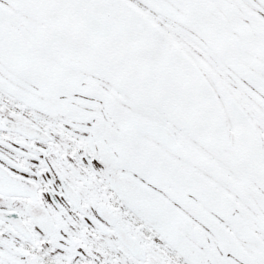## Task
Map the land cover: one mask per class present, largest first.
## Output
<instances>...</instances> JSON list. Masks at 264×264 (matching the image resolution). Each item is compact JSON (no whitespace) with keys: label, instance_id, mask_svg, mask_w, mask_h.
Wrapping results in <instances>:
<instances>
[{"label":"snow or ice","instance_id":"6c2138e0","mask_svg":"<svg viewBox=\"0 0 264 264\" xmlns=\"http://www.w3.org/2000/svg\"><path fill=\"white\" fill-rule=\"evenodd\" d=\"M0 264H264V0H0Z\"/></svg>","mask_w":264,"mask_h":264}]
</instances>
